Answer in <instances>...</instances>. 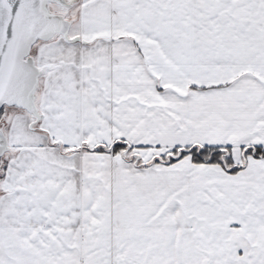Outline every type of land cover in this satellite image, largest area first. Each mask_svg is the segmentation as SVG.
Wrapping results in <instances>:
<instances>
[{
    "label": "snow or ice",
    "instance_id": "1",
    "mask_svg": "<svg viewBox=\"0 0 264 264\" xmlns=\"http://www.w3.org/2000/svg\"><path fill=\"white\" fill-rule=\"evenodd\" d=\"M0 264H264V0H0Z\"/></svg>",
    "mask_w": 264,
    "mask_h": 264
}]
</instances>
